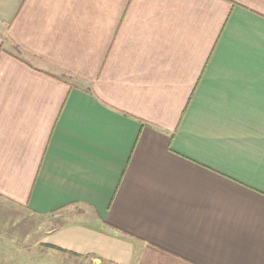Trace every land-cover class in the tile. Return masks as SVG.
<instances>
[{
	"label": "crops",
	"instance_id": "0c3cea01",
	"mask_svg": "<svg viewBox=\"0 0 264 264\" xmlns=\"http://www.w3.org/2000/svg\"><path fill=\"white\" fill-rule=\"evenodd\" d=\"M1 210L0 264H264V0H0Z\"/></svg>",
	"mask_w": 264,
	"mask_h": 264
},
{
	"label": "rangeland",
	"instance_id": "374dc122",
	"mask_svg": "<svg viewBox=\"0 0 264 264\" xmlns=\"http://www.w3.org/2000/svg\"><path fill=\"white\" fill-rule=\"evenodd\" d=\"M20 212V211H19ZM19 212L16 213V214H13L12 212H3L1 210V214H0V233H3L4 231L9 235L10 234V237H15V234H17V232L20 234L21 232V229L22 227H19L15 224L16 221H19L22 217V214L20 212V215H19ZM5 213V214H4ZM68 213L66 212H63V213H60L58 215H60L59 219H57L58 221H61L60 223H63L64 221H66L70 216L67 215ZM42 234L44 235V233L46 232V230H48L49 226L47 225L48 223V219H45L43 218L42 220ZM46 223V224H45ZM30 228L29 226L26 227L25 231H29ZM20 231V232H19ZM62 256L59 255V258H61ZM1 258V256H0ZM65 258H63V262H65ZM88 259H74L73 260V264H91L90 262L87 261Z\"/></svg>",
	"mask_w": 264,
	"mask_h": 264
}]
</instances>
